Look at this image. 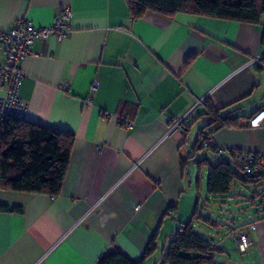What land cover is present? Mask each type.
Listing matches in <instances>:
<instances>
[{
    "label": "crops",
    "instance_id": "0c3cea01",
    "mask_svg": "<svg viewBox=\"0 0 264 264\" xmlns=\"http://www.w3.org/2000/svg\"><path fill=\"white\" fill-rule=\"evenodd\" d=\"M64 7L69 35L33 43L20 63L19 95L26 121L73 134L68 169L56 196L0 191V204L22 208L0 211V264H97L114 249L139 260L152 237L156 249L143 264H161L176 229L211 197L202 200L205 168L199 182L194 162L181 168L203 104L173 125L202 98L246 116L264 107V14L258 24L187 12L131 20L127 0H0V32L24 18L48 26ZM120 113L132 128L118 122ZM211 137L217 147L264 153V126L224 127ZM206 153L213 155L195 158ZM259 198L226 234L212 217L211 233L193 223L223 249L218 264H264ZM239 225L249 238L244 251L229 235Z\"/></svg>",
    "mask_w": 264,
    "mask_h": 264
},
{
    "label": "trees",
    "instance_id": "16d2710c",
    "mask_svg": "<svg viewBox=\"0 0 264 264\" xmlns=\"http://www.w3.org/2000/svg\"><path fill=\"white\" fill-rule=\"evenodd\" d=\"M127 7L131 20L141 18L148 11L168 17L178 12H187L258 24L264 14V0H127ZM261 45L264 47V24L261 29ZM202 104L204 112L200 117L204 118V122L192 143L190 155L181 160L182 170L189 162H194L199 182L200 171L205 168L206 192L213 197L230 195L236 184L244 187L263 185L264 169L251 176L243 175L235 163L239 151L221 152L211 137L215 131L224 127H246L250 116L236 113V109L231 107H216L207 98L203 99ZM191 114L186 120H190ZM73 140V134L69 132L25 119L3 117L0 120V191L58 195L68 169ZM202 141H208L207 145H200ZM204 151H210L213 155L195 158ZM213 159L215 162L212 163ZM260 196L264 194L255 191L250 198L254 200V197ZM0 211L21 212L22 208L0 204ZM198 222L214 227L217 225L210 216L201 213L196 204L190 220L181 223L168 242L161 264H218L216 257L223 249L211 238L194 231L193 223ZM155 249V238L152 237L139 260H132L119 249H114L101 255L97 264H143V260L153 254Z\"/></svg>",
    "mask_w": 264,
    "mask_h": 264
},
{
    "label": "built area",
    "instance_id": "2783aa9c",
    "mask_svg": "<svg viewBox=\"0 0 264 264\" xmlns=\"http://www.w3.org/2000/svg\"><path fill=\"white\" fill-rule=\"evenodd\" d=\"M71 8L64 7L53 18L48 26H36L28 19L16 20L7 31L0 32V120L3 117L11 116L24 119L27 111L26 101L20 97L19 89L25 78L21 70L20 63L31 52V47L36 40H45L53 38L56 41L64 40L70 33L69 24ZM257 56L251 58L248 64L258 61ZM97 82L94 81L92 88H95ZM203 102L200 99L193 108L187 112L173 127L189 118L191 112ZM118 122L127 128H132L133 123L127 119L125 113L117 116ZM248 125L251 127L264 126V107L256 110L249 118ZM211 142V141H209ZM207 142H201L200 145H207ZM221 152H227L228 148H219ZM236 167L246 176H251L254 172L264 169V153L239 151L235 156ZM136 209L139 206H135ZM254 228L253 225L250 226ZM237 243L238 248L244 251L249 246L248 235L241 229L229 232Z\"/></svg>",
    "mask_w": 264,
    "mask_h": 264
},
{
    "label": "rangeland",
    "instance_id": "374dc122",
    "mask_svg": "<svg viewBox=\"0 0 264 264\" xmlns=\"http://www.w3.org/2000/svg\"><path fill=\"white\" fill-rule=\"evenodd\" d=\"M199 124L202 125L203 121L200 120ZM207 156H210L209 153H206ZM215 160H212V163ZM204 184L206 186V171L204 173ZM257 193H264V185H260L254 187L252 185L248 186H241L240 184H236L232 187L230 196H223V197H209L208 203L205 204L204 209L202 208L201 211L204 215L210 216L213 219L219 221L221 226L219 227V234L223 235L228 232L229 227L232 228V223L237 224L239 221L246 222L247 216L249 211H251V207L255 208L259 206L260 198L254 197L256 202V206H253L250 201V197L254 195V192ZM240 195H237L238 193ZM207 193H203V202L207 197ZM232 220V221H231ZM196 231L199 227L205 228V230L209 233L213 232L211 226L203 225L201 223L196 224L194 223ZM205 237H208L206 232L202 234Z\"/></svg>",
    "mask_w": 264,
    "mask_h": 264
}]
</instances>
